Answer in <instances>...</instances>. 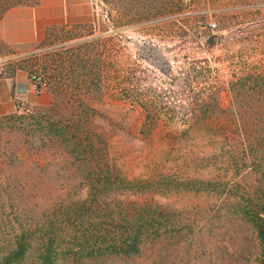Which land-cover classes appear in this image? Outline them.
I'll return each mask as SVG.
<instances>
[{
    "label": "rangeland",
    "instance_id": "obj_1",
    "mask_svg": "<svg viewBox=\"0 0 264 264\" xmlns=\"http://www.w3.org/2000/svg\"><path fill=\"white\" fill-rule=\"evenodd\" d=\"M261 1H200L143 24L149 23L154 42L161 40L181 55L205 58L218 69L212 72L213 84L221 88L218 102L225 109L230 98L220 62L231 50L244 51L243 38H264V23L257 20L264 17ZM87 2L82 20L48 24L28 51L7 58L0 54L1 72H39L46 93L41 105L21 104L18 112L0 117V245L21 229L38 227L54 203L83 200L90 183H113L115 177L125 185L100 192V200L110 204L112 214L123 210L131 216L146 206L160 207L162 245H147L136 256L99 257L79 264H252L255 241L233 217L231 207L259 192L264 173L248 170L249 162L243 168L228 167L229 154L218 138L172 139L164 126L151 137L141 135L138 108L102 96L96 80L83 81L77 54L96 53L97 44L112 39L117 47L120 42L124 55L132 56L133 42L147 38L135 24L119 22L113 27L98 0ZM16 3L35 5L37 0H0V15ZM205 14L204 20L198 18ZM210 36L217 38L213 47L204 43ZM82 111L89 115L81 117ZM76 128L90 132L89 142L99 150L95 164L81 158L79 147L62 134ZM91 168L98 180L88 178ZM104 212L99 213H109ZM240 248L249 253H232Z\"/></svg>",
    "mask_w": 264,
    "mask_h": 264
},
{
    "label": "trees",
    "instance_id": "obj_2",
    "mask_svg": "<svg viewBox=\"0 0 264 264\" xmlns=\"http://www.w3.org/2000/svg\"><path fill=\"white\" fill-rule=\"evenodd\" d=\"M200 1L217 0H98L113 27L119 22L135 24L147 38L133 42L132 56L124 55L120 42L117 47L112 39L102 40L96 53L77 54L76 66L83 68V81L96 80L99 94L139 109L141 135L151 137L159 126H164L172 139L218 138L229 154L227 166L243 168L249 162L248 170L263 174L264 38H243L240 49L244 51L237 54L231 50L220 62L227 76L224 90L230 98L227 107L221 109L218 102L221 88L214 86L212 75L218 69L205 58L181 55L161 40L154 42L155 34L149 23L143 24L160 14H174L182 11L184 5ZM15 5L27 4L12 6ZM261 6L264 9V0ZM112 12L118 14L113 16ZM206 17L205 14L198 18ZM257 20L264 23V17ZM200 25L204 24L200 22ZM216 42L217 38L211 36L204 41L207 47L215 46ZM74 67L69 71L72 78ZM88 115L82 111L81 117ZM78 128L62 134L69 144L79 147L81 158L95 164L99 150L92 148L90 132ZM101 151H105V146ZM91 169L88 178L94 176L98 180L94 168ZM114 185L125 184L115 177L113 183L96 181L88 185L83 200L54 203L38 227L21 229L12 240L8 238L6 244L0 245V264H79L99 257L136 256L147 245L156 244L160 249L162 224L157 217L162 209L146 206L144 213L130 216L117 207L118 211L112 214L110 204L100 200V192L113 191ZM231 209L233 217L250 230L255 241L251 263L264 264V185L254 197L233 204ZM101 211L109 213L101 215ZM150 234L154 238L150 239ZM247 252L245 248L232 251L240 255Z\"/></svg>",
    "mask_w": 264,
    "mask_h": 264
},
{
    "label": "crops",
    "instance_id": "obj_3",
    "mask_svg": "<svg viewBox=\"0 0 264 264\" xmlns=\"http://www.w3.org/2000/svg\"><path fill=\"white\" fill-rule=\"evenodd\" d=\"M87 0H37L35 5H15L0 15V54L11 57L31 49L44 35L48 24L80 21L87 15ZM6 54V55H5ZM0 117L18 112L22 105H41L46 93H33L26 71L1 72Z\"/></svg>",
    "mask_w": 264,
    "mask_h": 264
},
{
    "label": "built area",
    "instance_id": "obj_4",
    "mask_svg": "<svg viewBox=\"0 0 264 264\" xmlns=\"http://www.w3.org/2000/svg\"><path fill=\"white\" fill-rule=\"evenodd\" d=\"M26 78L33 93L38 94L45 88L43 76L39 72H26Z\"/></svg>",
    "mask_w": 264,
    "mask_h": 264
}]
</instances>
